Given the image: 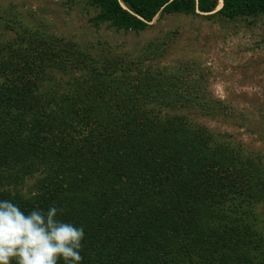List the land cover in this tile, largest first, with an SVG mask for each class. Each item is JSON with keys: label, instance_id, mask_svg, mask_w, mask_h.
<instances>
[{"label": "rangeland", "instance_id": "obj_1", "mask_svg": "<svg viewBox=\"0 0 264 264\" xmlns=\"http://www.w3.org/2000/svg\"><path fill=\"white\" fill-rule=\"evenodd\" d=\"M211 14L161 12L134 30L101 22L91 0H0V89L18 75L35 95L78 97L74 129L97 125L100 140L110 135L139 157L156 161L160 153L172 165L164 172L180 183L170 194L193 205L191 222L176 231L222 244L216 264H264V14L232 21ZM17 107H9L11 116ZM34 176L9 185L10 196H32L41 173ZM78 225L85 229L81 252L107 246L90 240L109 227ZM115 233L114 221L108 240ZM191 252L199 253L187 264H202V250Z\"/></svg>", "mask_w": 264, "mask_h": 264}, {"label": "trees", "instance_id": "obj_2", "mask_svg": "<svg viewBox=\"0 0 264 264\" xmlns=\"http://www.w3.org/2000/svg\"><path fill=\"white\" fill-rule=\"evenodd\" d=\"M91 2L99 8L101 22L115 21L121 27L134 30L143 29L161 12L213 13L210 16H219L227 21L264 14V0H220L216 12L219 0ZM31 85L24 76L17 75L9 86L0 89V148L4 149V145L10 147L0 152V184L3 183L0 199H13L25 210L33 207L47 209L55 204L67 221L75 224L90 221L96 230V226L109 227L97 230L90 240L98 244L103 238L107 246L102 243L99 250L93 245L84 246L87 250L81 252L82 264H187L199 253L191 250H202V264H216L211 259L218 248V254L225 251L222 244L211 247L214 243L208 240L207 235L193 239L187 229L176 231L178 226L190 221L193 205L170 194L180 181H174L166 174L167 171L164 172L169 164L164 155L159 153L154 161L151 159L153 154L139 157L132 152L130 145L126 149L123 140L118 139L116 144L110 135L100 140V136H95L97 125L93 132L85 129V124L74 129L76 120L73 115L75 117L81 111L79 98L71 93L57 97L35 95ZM90 93L91 90H87L88 96ZM15 104H18L16 114L11 116L8 109ZM44 106L46 108L43 109ZM111 108L112 103L103 108V117L111 112ZM6 115L9 117L5 118ZM91 116L93 118L92 113ZM41 121L46 123L48 133ZM64 124L67 131L61 134L58 127ZM73 129L77 131L72 133ZM25 130L31 136H27ZM33 145L36 147L34 150L30 148ZM46 152L52 155V159L47 158ZM175 167L173 165V169H177ZM6 173L7 178L4 176ZM36 173H41V177L35 179L31 189L35 196L26 197L18 192L14 197L10 196L9 185L17 187L26 177L33 179ZM241 177L238 174L236 181L240 182ZM122 220L129 222V228L119 231L123 229L119 227ZM114 221L115 232L119 236L113 235L112 240H108L112 235L107 233L112 228L114 231ZM227 260L217 264H232Z\"/></svg>", "mask_w": 264, "mask_h": 264}, {"label": "clouds", "instance_id": "obj_3", "mask_svg": "<svg viewBox=\"0 0 264 264\" xmlns=\"http://www.w3.org/2000/svg\"><path fill=\"white\" fill-rule=\"evenodd\" d=\"M84 239V227L63 219L55 204L25 210L0 199V264H82Z\"/></svg>", "mask_w": 264, "mask_h": 264}, {"label": "bare ground", "instance_id": "obj_4", "mask_svg": "<svg viewBox=\"0 0 264 264\" xmlns=\"http://www.w3.org/2000/svg\"><path fill=\"white\" fill-rule=\"evenodd\" d=\"M219 7H220V0H219V3H218V6H217L216 10H218V9H219Z\"/></svg>", "mask_w": 264, "mask_h": 264}]
</instances>
